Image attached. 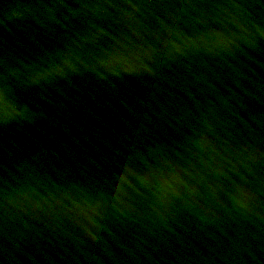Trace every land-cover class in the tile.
I'll return each instance as SVG.
<instances>
[{"label": "water", "instance_id": "95a60500", "mask_svg": "<svg viewBox=\"0 0 264 264\" xmlns=\"http://www.w3.org/2000/svg\"><path fill=\"white\" fill-rule=\"evenodd\" d=\"M0 264H264V0H0Z\"/></svg>", "mask_w": 264, "mask_h": 264}]
</instances>
